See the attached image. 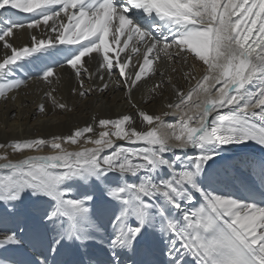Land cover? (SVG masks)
<instances>
[{
    "label": "snow or ice",
    "instance_id": "6c2138e0",
    "mask_svg": "<svg viewBox=\"0 0 264 264\" xmlns=\"http://www.w3.org/2000/svg\"><path fill=\"white\" fill-rule=\"evenodd\" d=\"M25 28L30 43L14 46L10 38ZM0 42L5 102L25 83L11 78L16 68L31 65L51 84L55 67L66 65L79 83L74 95L87 99L111 84L135 110L94 118L66 137L0 144V204L12 217L18 204L35 206L37 236L52 232V264L66 249L78 257L72 264L85 257L87 264H122L126 252L145 257L139 264H264V159L221 156L231 145L264 151V0H0ZM168 64L173 72L181 65L186 88L161 70ZM148 70L151 78L142 79ZM85 74L101 84L85 88ZM141 89L144 106L135 99ZM54 92L46 93L53 108L73 111ZM157 102L161 114L148 111ZM172 112L179 120L167 123ZM81 141L94 147H62ZM45 145L56 154L9 159V149ZM238 164L246 176L237 175ZM229 181L240 182L241 195L219 190ZM21 245L15 229L0 232L3 252ZM157 252L168 259H147Z\"/></svg>",
    "mask_w": 264,
    "mask_h": 264
},
{
    "label": "bare ground",
    "instance_id": "6f19581e",
    "mask_svg": "<svg viewBox=\"0 0 264 264\" xmlns=\"http://www.w3.org/2000/svg\"><path fill=\"white\" fill-rule=\"evenodd\" d=\"M26 15L27 14H19V16H22L23 18ZM65 22H67L66 18ZM30 33L31 30L26 28L19 30L13 38H10L11 43L16 47H22L25 44L30 43ZM37 34L40 35V33ZM86 42L87 41H81V43ZM2 44L3 42H0V58H3L5 53ZM8 52L10 54V50H8ZM84 59L87 60L88 58ZM132 62L136 63L135 59H133ZM189 63H191V61ZM153 66L155 67V64ZM87 67L91 69L93 73L96 72L95 62L89 63ZM172 68L173 66L168 64L162 66L161 70L171 74L182 87L186 88L187 82L182 79L183 70L181 65H175V68L177 69L176 72H173ZM127 71H129V69H126V72ZM71 72L72 70L68 69L66 65L64 68L56 66L55 75L50 78L52 83L49 84L36 78L37 73L31 65H25L24 68L15 69L11 78L24 81L25 83L18 89L7 93L8 96L14 95L15 100H8L5 102L0 98V144L36 138L51 140L52 137L55 136L66 137L77 128H83L89 124H93L94 118L97 120L99 118L116 119L121 114L135 111L125 102L121 92L115 90L111 84H109L108 89H105L104 93L96 92L95 95H90L87 99L74 95L72 90L73 88H78L79 83L75 79L74 74L69 75ZM151 75V70H148L145 77L142 79H150ZM156 78L159 79V73L156 74ZM84 79L85 88H88L89 85L95 88L97 85L101 84V81L95 76L90 79L87 74H85ZM113 79H115V77H113ZM165 81L167 82V76H165ZM105 82H108L107 77L105 78ZM5 83V81H0V87ZM217 87H219V85H217ZM52 89H55L54 94L56 98L59 101L66 103L73 109V111L68 112L53 108V105L46 96V93ZM143 91H145V89H141V91L135 93V99L138 102H141V93ZM171 94V88H169L165 92V95ZM213 98H215V92H213ZM41 104L46 106L45 113L39 112V106ZM141 106H144L142 102ZM147 109L150 112L161 114L162 104L160 102L149 104L147 105ZM164 119L167 123H175L179 120V115L172 112L167 117H164ZM190 126L194 127L195 122H192ZM136 127L138 129L140 128L139 121H137ZM99 131L100 129L97 128L96 138H98ZM163 131L169 135H172L173 131L177 134L179 133V129L174 130L165 128ZM86 135L92 136L93 134L88 133ZM115 142L116 144L133 146L127 145L125 141L117 140ZM169 142L170 144L175 143L174 140H170ZM62 147L65 151L75 152L85 148L94 147V145L90 143L85 144L81 141L78 145L62 144ZM230 149V151L222 152L221 156L229 157L234 161H246L248 159L259 161L264 159V154L251 148L233 147ZM106 151H111V149H107ZM188 151L193 152L194 150L189 149ZM234 151L239 152L234 153ZM0 154H3V150H0ZM54 154H56V152L52 150L49 145L42 146L38 150H23L18 153L11 149L8 151L9 159L14 162L28 157L48 156ZM2 163H6V161H0V164ZM237 167L239 169L237 175L243 177L248 174V170L242 165L238 164ZM239 187H241L239 181H229L218 186L219 190L225 193H235V190ZM34 217L35 206L30 205L27 201L17 205L15 217H12L8 208L3 205L0 209V232H3L6 229H15L18 237L22 241V245L15 252H3L0 250L1 259L20 262L18 258L24 256L28 257V261L33 259L42 260L47 257L48 264H52L53 257L48 250V243L52 239V232L49 230L46 235H43V230H39L41 235L38 237ZM17 224H19L20 227H17ZM21 228H23V230H21ZM160 247H164L163 243L160 244ZM69 250L70 249L64 250L60 256L55 258L58 264H72L73 261L68 259ZM58 258H60V261ZM133 258L134 255L132 253L126 252L121 256V261H123V264H129ZM163 258L165 260L168 259L166 254L163 255ZM85 263L87 264V262ZM185 264H190V258L185 260Z\"/></svg>",
    "mask_w": 264,
    "mask_h": 264
},
{
    "label": "rangeland",
    "instance_id": "374dc122",
    "mask_svg": "<svg viewBox=\"0 0 264 264\" xmlns=\"http://www.w3.org/2000/svg\"><path fill=\"white\" fill-rule=\"evenodd\" d=\"M0 174H3V172H0ZM3 207V205L2 204H0V209ZM73 251V252H72ZM71 251V249L69 250V253H68V259L69 260H72V261H74V260H76V258L78 259V257H77V255H76V253H75V251L74 250H72ZM73 254V255H72ZM74 256V257H73ZM73 258H74V260H73ZM1 259V258H0ZM18 260L20 261V262H18V264H26V262L28 261V257L27 256H24V257H19L18 258ZM58 260L60 261V258H58ZM22 261V262H21ZM85 262H87V258L85 257ZM86 264V263H85Z\"/></svg>",
    "mask_w": 264,
    "mask_h": 264
}]
</instances>
